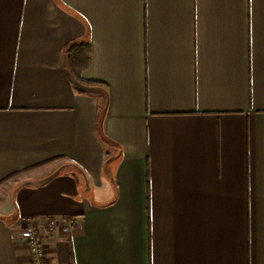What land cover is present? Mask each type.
I'll use <instances>...</instances> for the list:
<instances>
[{"label":"crops","instance_id":"obj_1","mask_svg":"<svg viewBox=\"0 0 264 264\" xmlns=\"http://www.w3.org/2000/svg\"><path fill=\"white\" fill-rule=\"evenodd\" d=\"M10 179L0 264H264V0H0Z\"/></svg>","mask_w":264,"mask_h":264},{"label":"built area","instance_id":"obj_2","mask_svg":"<svg viewBox=\"0 0 264 264\" xmlns=\"http://www.w3.org/2000/svg\"><path fill=\"white\" fill-rule=\"evenodd\" d=\"M20 235L29 249L31 264H48L42 238L31 219L25 220Z\"/></svg>","mask_w":264,"mask_h":264},{"label":"trees","instance_id":"obj_3","mask_svg":"<svg viewBox=\"0 0 264 264\" xmlns=\"http://www.w3.org/2000/svg\"><path fill=\"white\" fill-rule=\"evenodd\" d=\"M65 52L72 78L82 84L80 74L88 67L91 54L90 46L87 43H71L66 46Z\"/></svg>","mask_w":264,"mask_h":264},{"label":"rangeland","instance_id":"obj_4","mask_svg":"<svg viewBox=\"0 0 264 264\" xmlns=\"http://www.w3.org/2000/svg\"><path fill=\"white\" fill-rule=\"evenodd\" d=\"M73 79V78H72ZM73 81H74V83H76V84H79L77 81H75L74 79H73ZM105 174V173H104ZM12 184V179H10V181H4L3 183H2V185L0 186V196H2V194L3 195H5L8 191H9V189H10V187L8 186V184ZM89 184L90 185H92L91 187H92V196L95 198V199H97V201H100V199H102V197L98 194V193H100V192H103V193H105V198H107V192L108 193H110L109 191H108V189H107V184L106 185H102V186H99V185H97V183L96 182H94V181H89ZM104 196H103V198H104ZM26 219H31L32 220V222H34L35 223V225H36V227H37V232L40 234V231H39V228H38V226H37V223H36V220H35V218H31V217H28V218H26ZM25 219V220H26ZM25 220H24V223H25ZM24 223H23V225H24ZM23 225H22V227H23ZM51 227L54 225L53 224V222H50V224H49ZM22 227H21V229H22ZM21 229H20V232H21ZM21 236V235H20ZM40 236H41V234H40ZM22 238V237H21ZM41 238H42V236H41ZM42 242H43V240H42ZM44 244V243H43ZM29 250V249H28ZM46 253V252H45ZM29 254H30V252H29ZM31 262V261H30Z\"/></svg>","mask_w":264,"mask_h":264}]
</instances>
